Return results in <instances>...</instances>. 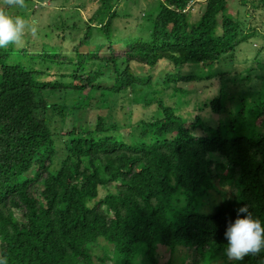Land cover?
Segmentation results:
<instances>
[{"label":"trees","instance_id":"obj_1","mask_svg":"<svg viewBox=\"0 0 264 264\" xmlns=\"http://www.w3.org/2000/svg\"><path fill=\"white\" fill-rule=\"evenodd\" d=\"M95 1L82 38L64 57L72 68L65 81H38L32 70L11 62L12 44L0 48V257L6 264H92L91 252L103 241L109 251L100 264H158V246L171 256L164 264H185L176 257L180 250L189 253L191 264H264V250L238 262L224 255V231L236 209L246 206L264 222L260 52L253 53L261 82L257 96L216 128L200 117L186 124L163 99L180 79L219 78L217 96L203 105L221 115L233 51L257 33L243 31L227 0H204L193 23L190 8L202 2L155 0L142 23L123 34L114 25L116 0ZM256 2L251 7L264 11V0ZM57 53L42 49L36 57ZM160 61L174 71L154 84L133 69ZM186 65L192 71L180 73ZM172 91L184 93L174 86ZM125 99L156 109L149 121L129 125L128 140L110 116ZM100 188L109 191L98 199ZM213 196L221 199L209 201Z\"/></svg>","mask_w":264,"mask_h":264},{"label":"rangeland","instance_id":"obj_2","mask_svg":"<svg viewBox=\"0 0 264 264\" xmlns=\"http://www.w3.org/2000/svg\"><path fill=\"white\" fill-rule=\"evenodd\" d=\"M202 2L191 6L189 21L195 22L201 15L204 6V0H192V2ZM25 7L11 8L13 14L24 16L30 23L35 21L36 32L31 34L25 32L24 35L15 43L13 57L11 62L16 64H23L24 67L29 68L35 73V78L40 82H54L65 81L62 77L71 73L72 68L66 65L67 60L65 56H69L73 52V48L77 46L79 40L85 32L89 24V19L92 17L96 10L97 4L95 0H24ZM228 11L235 17L241 18L243 21V31L253 29L257 33L247 40L246 43H241L233 51L232 67L229 69L230 73L223 78L224 91L227 92V98L224 100V112L221 115H214L203 104L212 100L218 94L220 88L219 78L203 81H192L180 79L178 83L173 85L177 89L184 90L182 96L173 94V86L166 89L163 94V99L168 106L176 109V114L187 120L189 124L195 117H200L206 126L217 127L219 121L232 117L237 112L238 106L243 104L249 105L257 96L261 82L256 78L257 70L253 65V53L260 52V57L264 59V41L261 37L264 36V11L261 9L252 8V4L257 6L256 0H250L245 4L236 2L235 0H227ZM191 3L190 5H192ZM155 4V0H116L114 3V10L117 18L114 19L115 27L118 28V33H125L137 28L141 24L144 17L145 10ZM189 5V6H190ZM201 6V7H200ZM6 48V47H5ZM58 49L59 54L54 58L38 59L36 56L42 49L48 51L49 49ZM85 49H82L84 51ZM102 52V51H101ZM247 59L249 63L244 62ZM224 60H222L223 63ZM228 58L225 62H229ZM218 64L221 68L224 64ZM230 63V62H229ZM98 63L92 66L96 67ZM135 72L140 75H148L150 83L161 81L164 76L173 72L174 68L166 61H160L153 68L133 66ZM247 69V72H244ZM192 71V66L186 65L180 69V73L185 74ZM241 76L242 80H237L236 76ZM249 76V79H244L243 76ZM182 76V75H181ZM238 76V77H239ZM236 80V81H233ZM217 96V95H216ZM235 97V100H231ZM179 100V101H178ZM116 108L111 113L113 120L117 121L121 126V134L125 140H128L129 133L128 127L130 124H135L139 121H149L155 117V105L144 108L143 100H138L137 104L130 102L129 99L119 100ZM95 111L88 115V121L92 125L95 119ZM106 114V112H101ZM52 128L58 127L60 124L59 117L52 116ZM67 122L65 121L64 124ZM200 135V132L197 134ZM108 188L99 189L98 199H101L107 192ZM220 196H213L209 201L218 202ZM23 223L22 220H19ZM99 249H93L92 264H100L102 260L103 251H109L107 245L103 241H98ZM111 251V250H110ZM185 252L180 250L177 252L176 257L178 260H183L185 264H191L192 260ZM156 259L158 264H164L170 259L169 251L163 247L158 246L156 251ZM188 256V257H187ZM97 258H99L97 260ZM101 258V259H100ZM179 262V261H178ZM197 263V260L194 261ZM104 264H112L107 259Z\"/></svg>","mask_w":264,"mask_h":264},{"label":"clouds","instance_id":"obj_3","mask_svg":"<svg viewBox=\"0 0 264 264\" xmlns=\"http://www.w3.org/2000/svg\"><path fill=\"white\" fill-rule=\"evenodd\" d=\"M24 7V0H0V48L15 44L26 31L35 34V21L30 23L24 16L9 11ZM236 212V218L227 223L224 231L227 240L224 255L229 261L238 262L264 250V222L254 218L246 206L239 207ZM240 213L245 215L241 217ZM0 264H6L3 257H0Z\"/></svg>","mask_w":264,"mask_h":264},{"label":"bare ground","instance_id":"obj_4","mask_svg":"<svg viewBox=\"0 0 264 264\" xmlns=\"http://www.w3.org/2000/svg\"><path fill=\"white\" fill-rule=\"evenodd\" d=\"M143 143V142H142ZM117 146V145H116ZM133 147V146H132ZM133 149V148H132Z\"/></svg>","mask_w":264,"mask_h":264}]
</instances>
